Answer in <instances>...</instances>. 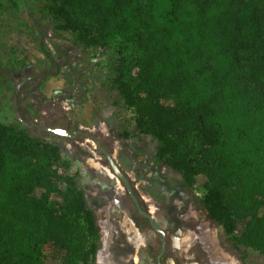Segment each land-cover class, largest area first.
Wrapping results in <instances>:
<instances>
[{"label": "trees", "instance_id": "obj_1", "mask_svg": "<svg viewBox=\"0 0 264 264\" xmlns=\"http://www.w3.org/2000/svg\"><path fill=\"white\" fill-rule=\"evenodd\" d=\"M48 1L57 30L112 50L110 88L208 219L264 256V0ZM70 166L0 120V264H95L99 227Z\"/></svg>", "mask_w": 264, "mask_h": 264}, {"label": "rangeland", "instance_id": "obj_2", "mask_svg": "<svg viewBox=\"0 0 264 264\" xmlns=\"http://www.w3.org/2000/svg\"><path fill=\"white\" fill-rule=\"evenodd\" d=\"M48 2L0 0V120L60 146L99 227L95 264H155L159 249L156 236H140L128 218L127 208L135 222L147 226L98 145L165 232L162 264H264L258 252L233 246L208 219L200 190L185 186L156 157V141L138 133L133 112L110 88L112 50L79 45L70 32L57 30L46 11ZM134 57L131 46V77ZM49 127L79 133L60 136Z\"/></svg>", "mask_w": 264, "mask_h": 264}, {"label": "flooded vegetation", "instance_id": "obj_3", "mask_svg": "<svg viewBox=\"0 0 264 264\" xmlns=\"http://www.w3.org/2000/svg\"><path fill=\"white\" fill-rule=\"evenodd\" d=\"M69 131V130H68ZM71 134H73L75 131L74 130H71L69 131ZM77 135V134H76ZM100 146V145H99ZM102 150H101V149ZM98 147L99 151L104 154L105 156V153L106 152L104 149L105 148H102V147ZM107 160V159H106ZM126 190V188H125ZM126 192L128 193V196H129V199H130V202L132 204V207L133 209L135 210V212H137L146 222H147V226L146 228L143 227L142 224L140 223H137L135 222L131 215H130V210L129 208L126 209V214L128 216V218L133 222L138 234L140 236L142 235H145V236H150V235H155L156 236V239L158 240L159 242V249L155 255V258L153 259V262L155 264H162V261H163V257L165 256V253H166V247H167V238L165 236V232H163L162 228L154 221V219L152 218L151 216V211L148 210V209H144V208H141L140 204H139V201L138 199L136 198V196L134 195L131 187H130V192H128L126 190ZM146 215L150 216L147 217ZM172 244H173V247L174 248H177L178 247V237H174L173 240H172ZM153 243L149 242L147 243V246H152ZM148 249V248H147ZM150 250V249H148Z\"/></svg>", "mask_w": 264, "mask_h": 264}, {"label": "water", "instance_id": "obj_4", "mask_svg": "<svg viewBox=\"0 0 264 264\" xmlns=\"http://www.w3.org/2000/svg\"><path fill=\"white\" fill-rule=\"evenodd\" d=\"M47 131H51L57 135L60 136H67V137H74V135H76L77 133H79V131H75L73 134H71L68 130L60 128V127H49L46 129ZM98 145V143H97ZM98 147L100 148V146L98 145ZM101 149V148H100ZM102 150V149H101ZM105 153V158L108 161L110 170L112 171V173L114 174V176L120 180V182L124 185V187L126 188V190L128 192H130V183L128 178H126V176H124L121 171L119 170V168L117 167L116 163L114 162V160L112 159V156L110 154H108L107 152ZM147 217L150 218V216L146 215Z\"/></svg>", "mask_w": 264, "mask_h": 264}, {"label": "bare ground", "instance_id": "obj_5", "mask_svg": "<svg viewBox=\"0 0 264 264\" xmlns=\"http://www.w3.org/2000/svg\"><path fill=\"white\" fill-rule=\"evenodd\" d=\"M111 172H112V171H111ZM109 175H110L111 177H113L112 173H110V172H109Z\"/></svg>", "mask_w": 264, "mask_h": 264}]
</instances>
